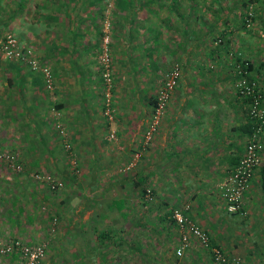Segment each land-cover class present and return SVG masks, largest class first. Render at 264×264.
Masks as SVG:
<instances>
[{"label":"crops","instance_id":"obj_1","mask_svg":"<svg viewBox=\"0 0 264 264\" xmlns=\"http://www.w3.org/2000/svg\"><path fill=\"white\" fill-rule=\"evenodd\" d=\"M19 1L11 0V3ZM25 1L36 12L32 11L30 17L19 12L12 24V34L48 63L55 94L46 92L41 74L28 65L1 63L0 140L10 148H20L29 165L44 171L53 169L57 176L66 174L59 144L48 125L52 104L56 103L60 111L54 113H63L79 159L81 197L73 203H83L77 207L79 211L88 205L82 195L90 178L105 183L104 178L113 173L105 170L107 165L121 159L123 162L131 151L138 150L140 156L134 173L145 177L156 190L154 205L158 212L168 213L169 209L187 205L183 209L209 235L212 244L219 245L228 256L241 253L249 264H255L254 248L249 245L255 243L251 235L257 215L259 228L264 231V199L257 170L244 196L246 217L228 214L220 195V185L246 143V108L235 95L233 60L225 54L227 50L209 42L210 34L218 35L224 30L230 42L233 45L235 42V48L240 46L238 49L246 57L260 55L259 50L264 57V46L258 48L259 39L254 37L259 30L253 29L256 31L249 35L246 29H237L233 23L228 27L221 24L226 17L233 21L232 13L238 15L237 0H209V4L207 0H179L181 6L170 0L166 14L159 5L156 7L160 9L152 13L142 7L131 13V23L124 20L125 12L119 13L117 23L113 22L111 41L118 136L111 142H107L101 114V83L95 61L99 19L93 18L94 7L85 13L81 3L86 0H42L41 4L38 0ZM216 1L227 7L219 6ZM44 3L48 10L36 6ZM55 3H58L55 8L47 6ZM66 4V10L60 6ZM257 5L262 14L260 1ZM175 62H180L181 76L158 120L152 142L144 149L143 136L152 114L151 99L157 94L160 78ZM8 120L11 127H7ZM262 157L264 160V151ZM27 177L31 178L30 182L24 174L0 169V235L8 233L33 242L38 238L36 231L44 232V226L40 222L32 224L27 211L34 214L48 202L46 198L39 201L44 189L36 187L33 178ZM91 208L83 213L82 221L91 215ZM243 224L247 225L245 232ZM241 236L245 237L240 239ZM177 237L176 231L166 236L162 232L160 243L164 244L155 251L143 247V255L135 262L125 248L115 251L92 240L95 250H89L90 237L59 236L51 240L49 252L39 264H213L195 242L189 251L177 256ZM140 239L138 243L147 245V238ZM70 243L71 246L65 247ZM19 261L14 253L0 264H19Z\"/></svg>","mask_w":264,"mask_h":264},{"label":"trees","instance_id":"obj_2","mask_svg":"<svg viewBox=\"0 0 264 264\" xmlns=\"http://www.w3.org/2000/svg\"><path fill=\"white\" fill-rule=\"evenodd\" d=\"M164 1H170V0H113V8L114 12L113 15H115L117 18H119V13L125 12L127 15H130L125 17V21L127 23H131L133 20L132 12H137L142 7H146L145 9L152 13L155 12V10H159V6ZM260 1L262 9V14L259 13L260 7L257 5V2ZM174 5L178 6L180 5L179 0H172ZM109 0H86L82 1L81 8L83 11L89 12L90 7H94L92 11L93 18H98L99 21L96 24V29L98 30V39H97V47L96 51L100 52V44L102 42V38L104 36V32L102 30L103 23L105 22V10L107 6L109 5ZM157 3H159V6L156 7ZM219 6H223V8L227 7L226 4H220L219 1L215 2ZM237 8L239 7V13L238 15L232 13V19L233 21H230L231 18L226 17L225 19L221 20V24L223 26L228 27L229 23H233V25L237 29H246L247 33L250 35L253 29L259 30L260 32L258 35H254L256 39H259V42L264 46V0H237ZM27 1L20 0L17 3L2 5L0 3V33L2 34L5 31H9L12 33V24L16 22L14 19L16 18L17 14L19 12H23L26 10ZM40 9L43 7L42 5H36ZM65 6L64 9L66 10V5H60ZM181 6V5H180ZM179 6V7H180ZM96 7V8H95ZM60 8V7H59ZM63 8V7H62ZM117 14H116V12ZM134 12V13H135ZM228 15V14H227ZM263 15V16H262ZM109 27L111 28V23L109 24ZM112 30H113V23H112ZM0 34V35H1ZM225 31L221 30V33L218 35L210 34V43L220 49L227 50L225 54L228 55L229 60H233L232 62V71L234 75V91L235 95L245 104L246 108V122L244 123V130L246 131V142L250 139L255 124L260 122L259 117L253 116L250 111L249 107L250 104L253 101V97L250 95H242L240 92H238V88L235 86L237 81H245L247 83L254 82L256 85L254 86L255 90L260 89V95L261 98L259 100V108H264V57L261 55L256 54L254 57L249 55V57L245 56L244 52L239 50L240 47L239 44L234 45L232 42H230L231 38L229 36L225 35ZM2 36V35H1ZM229 37V38H228ZM17 39V38H16ZM18 42H20L18 40ZM259 43V44H260ZM230 44H232L230 46ZM109 46H111V42H109ZM111 49V47H110ZM29 50L31 54H27L28 57L33 58L32 50L30 48H24L22 51ZM97 52V53H98ZM264 55V54H263ZM110 56H111V50H110ZM37 59H40L37 57ZM9 62H16L18 64H26L22 61H15L11 60ZM41 65H47L50 69V74L53 79V86L51 88L47 87V83L45 81V76L43 73L39 70H36L39 72L42 76V81L44 85V89L46 92L51 96L55 94V85H54V77L52 70L48 63L45 61L39 60ZM98 73H99V79L101 83V100L104 99V80L102 77V69L101 65L98 63ZM176 67L178 69V75L175 79V85L173 89L171 90L170 94L174 91L177 82L181 76V66L180 62H175L171 65L169 69H167L164 72V77L166 74L171 72V70ZM30 68V67H29ZM31 69V68H30ZM32 71H35L31 69ZM166 78L164 81H162L160 90L163 89L165 85ZM112 88H111V96L112 89H114V82H112ZM262 84L261 87H259ZM257 87L259 89H257ZM159 90V91H160ZM157 92L154 99H150L151 106H152V114H151V121L149 126L147 127L145 133H144V139H143V148L145 149L150 142H152L154 137V132L151 135V139L146 143L145 137L146 132L150 129L153 118L155 116L156 109L158 108V94ZM169 94V98H170ZM168 103V102H167ZM56 103L52 104V116L50 117V120L48 122V125L50 128H52V132L55 135L60 134L59 128L56 126L58 119L54 115V111L59 112L60 108L58 107ZM104 103L101 101V108H104ZM167 106V104H166ZM111 113L113 115V121H116V108L113 103V97L111 98ZM261 111V110H260ZM103 116L104 123L106 125V137L107 142L116 141L118 132L117 129H115L114 133L111 132V121L107 116ZM64 129H68L65 122L63 123ZM262 132L260 133V136L263 141L264 145V125L262 127ZM156 130V129H155ZM68 138L71 136V133L67 132ZM64 137L59 144V148L61 151V155L63 156V163L65 168H67L66 174L59 173V176H57L56 172L52 169V171H44L40 167H35L33 165H29L23 158V155L21 153L20 148H10L7 143H5L3 140H0V149L5 150L6 155L11 154L13 157V160H5L3 158H0V161L2 163H5L7 165L6 169H8L11 173L16 174H24L25 178L31 180V178L27 177L30 176L33 178V181L36 183L34 184L36 187H39L40 189H44L43 196L40 197L39 201L44 202L46 198L47 200L45 202H48V204L43 205V209L37 210L36 213H31L30 211H27V215L29 217V221L33 223H42L44 225V234H43V241L46 244V248L50 247V242L53 238L56 237H64V238H72L75 236H84V237H90L87 244L89 250H95V245H91L92 240L98 245L103 247H113L115 251L119 249L121 251L123 248H125V251L127 250L130 252V255L132 258H134V261L138 257H141L139 255L142 254L143 247L147 246L148 251H155L157 246H161V234L164 233V236L166 234L172 235L174 231L177 232V243L176 248L179 244L180 239V231L179 227L175 221V218L173 217V211L176 208L169 209L168 213H160L156 212L155 205H152V200H156V190L154 187L150 185V183L147 181V179L143 176H139V173H134L137 169V163L138 158L134 159L135 155L139 152L136 150L135 152L130 153V155L127 156L126 160L122 162H111V165H107L105 170L113 172L111 176L104 178L105 183H107L104 187H102L99 184L98 179L90 178V181L86 183L84 194L82 195V200L87 203L88 205L86 207H83V210H78L77 207L83 204L82 202L80 204L74 205V199L81 197V194L78 195V187L81 186L82 181L80 180V164L78 155L76 153V149L74 148L72 144V137L71 138ZM68 144V146H66ZM246 144V143H245ZM245 146V145H244ZM140 156V154H139ZM242 156V153L238 159V161L235 163L233 168L230 172H232L233 169L238 165V162L240 161V158ZM263 158V157H262ZM136 160V162H135ZM123 163V164H122ZM12 164H15L16 166L13 167ZM118 164V165H116ZM94 167H98L99 165L94 164ZM119 166V167H118ZM37 168V169H34ZM257 170L259 174V189L262 195V198L264 199V160L262 163L255 169ZM95 171V170H94ZM229 172V173H230ZM255 172V171H254ZM253 172V174H254ZM228 173V174H229ZM98 177V175H96ZM253 178V175L251 177V180ZM47 179V180H46ZM31 181V182H33ZM146 181V182H145ZM52 182L56 183V187L54 188L52 186ZM250 187H251V181H250ZM249 187V188H250ZM249 188L245 191V193L249 190ZM244 193V196H245ZM243 196V200H244ZM98 204V209L96 212H92V214L85 220L82 221L83 213L86 212V210L90 207L93 208V205ZM225 205V204H224ZM242 206H244V202H242ZM155 208V209H154ZM141 210V211H140ZM159 209H157L158 211ZM226 210V208H225ZM183 214L187 215V212L182 209L181 210ZM154 212V214H151ZM158 213V214H156ZM230 214V213H229ZM231 214H240L238 212L231 213ZM44 215V216H43ZM188 216V215H187ZM242 216V215H241ZM188 218H190L188 216ZM144 219L146 221H144ZM191 219V218H190ZM38 220V222H37ZM192 220V219H191ZM175 227V229L171 228ZM166 230V232L164 231ZM147 238V245L144 243H138V239L142 240V238ZM138 238V239H137ZM16 240V239H13ZM21 240V238H19ZM157 240V243L156 241ZM87 241V240H86ZM87 242V243H88ZM193 242L197 244L202 250H204L208 255L209 259L213 264H249L247 260H243L240 262H235V260L231 257H229L219 245L212 244L211 241H209V246H203L199 244L195 239H191L189 247L183 252L189 251L190 247H192ZM26 244H34L29 242H24ZM96 245V246H97ZM92 248V249H91ZM175 248V253H176ZM146 250V251H147ZM214 250H217L219 252V258L216 256V252ZM48 251V250H47ZM47 251H45V254H47ZM255 255L256 253L260 252L257 249L254 250ZM263 253V251H261ZM15 253V252H14ZM12 253V254H14ZM10 254V255H12ZM17 254V253H15ZM18 255V254H17ZM177 255V254H176ZM179 256V255H177ZM182 256V255H181ZM144 258V257H143ZM43 259V258H42ZM41 259V260H42ZM257 261H261V258L257 257ZM263 259V258H262ZM41 262V261H40ZM39 262V263H40ZM261 264H264L262 262Z\"/></svg>","mask_w":264,"mask_h":264},{"label":"built area","instance_id":"obj_3","mask_svg":"<svg viewBox=\"0 0 264 264\" xmlns=\"http://www.w3.org/2000/svg\"><path fill=\"white\" fill-rule=\"evenodd\" d=\"M109 25V24H108ZM107 25V26H108ZM102 42L100 44L99 53V64L102 69V77L105 85L104 91V108H107L108 111L106 115L109 120L113 121V115L111 113V88L113 85L112 79V63L109 50V39L107 34H104ZM24 49L21 47L18 40L13 35H5L0 38V54L3 57L22 61L27 63V65L33 70H39L45 76V81L47 87L51 88L53 86V79L50 74V69L47 65H41L39 60L35 57L30 58L27 54H31L29 50L22 51ZM178 75V69L174 67L171 72L165 75L166 81L162 90L158 94V108L156 109L155 116L153 118V123L150 129L146 132L145 142L147 143L151 139L152 133L155 131L158 120L161 118L162 114L166 109V104L169 99V94L175 85V79ZM254 82L247 83L243 81H237L236 87L238 92L242 95H250L253 97V101L250 104V113L253 116H257L260 119V122L255 124L254 131L250 139L246 142L242 156L238 165L235 169L230 172L220 185V195L225 204L227 213H240L244 214L242 202L245 191L250 187L251 177L255 169L262 163V154L264 151V145L260 133L262 132V127L264 125V108H259V100L261 98L260 89L255 90ZM261 110V111H260ZM56 126L60 130V134L63 133L64 127L61 123H57ZM111 132L114 133V129H111ZM65 137V134H62ZM68 146V144H66ZM139 154L137 153L134 158H138ZM0 158L5 160H13L11 154L6 155L5 150L0 149ZM15 167V164H12ZM47 180V179H46ZM52 186L55 188L56 183L52 182ZM182 209H175L173 211V217L178 225L180 231L179 244L176 248V254L182 255L183 252L189 247L191 239H195L199 244L203 246H209V235L203 230V228L197 224L195 221L188 218L187 215L183 214ZM46 251L45 243H35V244H26L18 239L13 240H0V254H12L17 253L21 264H39L42 258H44V253ZM216 252V256L219 258V252Z\"/></svg>","mask_w":264,"mask_h":264},{"label":"rangeland","instance_id":"obj_4","mask_svg":"<svg viewBox=\"0 0 264 264\" xmlns=\"http://www.w3.org/2000/svg\"><path fill=\"white\" fill-rule=\"evenodd\" d=\"M36 1V0H35ZM110 1V3H109V5L107 6V8H106V10H105V22L103 23V26H102V30H103V32L104 33H106L107 34V37H108V39H109V42H111L112 41V35H113V32H112V23L114 22H116L117 23V17L115 16V15H113V13L112 12H114V8H113V4H112V1L113 0H109ZM208 2H207V4H209L210 2H209V0H207ZM38 2H39V4H41L42 3V0H38ZM0 3L2 4V5H7V4H12L11 3V0H0ZM156 5H159V3H157ZM33 5H29L28 7L29 8H27L26 10H24L23 12H21L22 14H23V16L24 17H27V15H29L28 17H30V13H33V12H36V10L32 7ZM49 8H55L56 6H58V3H55V4H53V5H47ZM160 6H161V11H163L162 13H165L166 11H167V8H169L170 9V6H171V4H170V1H164V2H162L161 4H160ZM43 7L46 9V10H48L47 8H46V3H44L43 4ZM167 7V8H166ZM33 9V10H32ZM168 9V10H169ZM33 11V12H32ZM116 12V11H115ZM35 14V13H34ZM116 14H117V12H116ZM166 14V13H165ZM169 14V13H168ZM167 16H171V15H167ZM153 18V17H152ZM172 18H174L173 16H172ZM111 23V28L109 27V25L108 24H110ZM113 23V24H114ZM108 25V26H107ZM113 27H115V25H113ZM117 28H118V25H117ZM253 31H256V30H253ZM1 34V33H0ZM2 35V36H1ZM0 35V38L1 37H4L5 35H13L11 32H9V31H5V32H3L2 34ZM15 38H17L15 35H13ZM105 36V35H104ZM17 40H18V38H17ZM20 43V42H19ZM260 43V42H259ZM20 45H21V47H23V48H28V47H26V46H24V45H22L21 43H20ZM261 43H260V46L258 47V48H261ZM110 47L111 46H109V50H111L110 49ZM98 51H96V57H95V61L97 62V64L99 63L98 62V60H99V53H97ZM32 55L35 57V58H37V56H35L34 55V53H32ZM39 58V57H38ZM12 59H9V58H6V57H3L1 54H0V64L1 63H3L4 61H11ZM38 60H41V59H38ZM111 63H112V79H113V82H114V87H115V76H114V73H115V71H114V65H113V60H112V56H111ZM97 67H98V65H97ZM166 77H164V74H163V76H162V78H160V86H159V89H158V91L160 90V88H161V81H164V79H165ZM260 86L259 87H261V85L262 84H259ZM262 87H263V85H262ZM102 91V90H101ZM112 94L114 95V89H112ZM157 91V92H158ZM110 95H111V93H110ZM113 95L111 96V98L113 97ZM101 101H103V99L101 100ZM107 111H108V109L107 108H101V114L102 115H106V113H107ZM55 112V111H54ZM53 114H51V116H52ZM54 115H55V117L58 119V122L57 123H61V125L63 126V123H64V117H63V113L62 114H56V113H54ZM50 116V117H51ZM50 117L48 118L49 120H50ZM116 121H112L111 122V129H114V131H115V129H117L116 128ZM7 127H11V123L9 122V120L7 121ZM67 132L69 133V130L68 129H64L63 130V133H61V134H59V135H55V137H54V140L58 143V144H60L61 143V141H62V139L64 138V136H62V134H65V137L66 138H68V135H67ZM69 138H71V136H69ZM68 138V139H69ZM151 143V142H150ZM150 143H149V145H150ZM148 145V146H149ZM139 157V156H138ZM134 159H136V158H134ZM138 161V160H137ZM135 162H136V160H135ZM7 167V165L5 164V163H2V161H0V169L1 170H5V168ZM119 167V166H118ZM100 184H101V186L102 187H104L107 183H104L102 180L99 182ZM155 201L156 200H152V205L153 204H155ZM243 202H244V200H243ZM98 204H96V205H93V208H91V210L89 211V213H91L92 214V212H96L97 211V209H98ZM154 206V205H153ZM187 205H185V206H182V207H177L176 209H183V208H185ZM244 207L245 206H243V210H244V214H236V215H242L243 217H246L247 215H248V211L246 210L245 211V209H244ZM155 209V208H154ZM156 211H157V209H156ZM158 212V211H157ZM161 212V211H160ZM151 214H154V212H152ZM229 214V213H228ZM241 216V217H242ZM84 217H88V215L85 213V216ZM260 217L257 215L256 216V224L254 225V227H253V232H254V234H252L251 235V237L255 240V243L254 244H251V245H249V247H251L252 246V249L254 248V250H258V251H260V252H258V253H256V258L257 257H259V258H261V261H256L255 262V264H261L262 262H264V231H262V230H260V228H259V223H258V219H259ZM254 219V220H255ZM243 225H246V224H243ZM44 226V225H43ZM204 230V229H203ZM247 230V225L246 226H244V228H243V230L242 231H246ZM45 232H43V229H39V230H37L36 231V237H38L37 239H35L34 238V240H32L33 242H29V241H27V242H29V243H45V242H41V241H43V240H41V239H43V234H44ZM6 235H3V236H1L0 235V240H10V239H18L19 240V237H12V236H9V234L8 233H5ZM245 236H241L240 237V239L241 238H244ZM243 240V239H242ZM20 241H22V242H26V239L25 238H22L21 237V240ZM47 244V243H46ZM69 246H71V243L70 244H68L67 246L65 245V247H69ZM74 246H76L75 244H74ZM243 247H245L244 246V242H243ZM246 249H247V246L245 247ZM47 250H49V247L48 248H46V251ZM261 251H263V253L261 252ZM47 252H49V251H47ZM9 256H11L9 253L8 254H0V262H2V261H5L6 259H8L9 258ZM229 257H231V258H233L234 260H235V262H240V261H243L244 259H243V254H237V255H233V256H229ZM263 258V259H262ZM57 262H60V260H57ZM21 263V260L19 261V264Z\"/></svg>","mask_w":264,"mask_h":264}]
</instances>
